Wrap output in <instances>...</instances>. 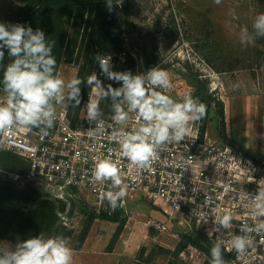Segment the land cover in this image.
Masks as SVG:
<instances>
[{
    "label": "rangeland",
    "instance_id": "1",
    "mask_svg": "<svg viewBox=\"0 0 264 264\" xmlns=\"http://www.w3.org/2000/svg\"><path fill=\"white\" fill-rule=\"evenodd\" d=\"M26 2L0 0V20L21 10ZM120 13L116 30L122 43L134 52L139 74L152 67L166 71L171 82L168 95L173 99L191 94L198 84L205 85L223 103L227 135L264 154V58L257 50V46H264V37L247 46L239 39L243 27L252 32L254 18L264 13V0H221L220 4L214 0H123ZM64 20L71 40L77 28L72 20ZM93 50L94 42L81 28L76 48L80 56L76 53L72 62L64 56L56 74L66 84L77 78L79 66L90 65ZM233 85L238 87L233 90ZM210 115L204 129L202 120L197 123L204 134L220 140V118L215 107ZM126 216L124 229L110 251L107 246L118 222L97 219L92 226L89 236L99 243L106 264H168L169 258L174 264L204 263L205 253L194 244H188L179 255L150 253L156 244L175 249L187 229L167 218L149 199L129 202ZM151 218L167 223L170 231L159 233L146 225ZM70 219L72 226H68L75 230L74 238L69 239L73 253L78 250L75 240L85 216L76 208ZM16 244L0 238V251L14 249ZM143 247L146 250L140 256ZM74 257L76 262L81 260Z\"/></svg>",
    "mask_w": 264,
    "mask_h": 264
},
{
    "label": "clouds",
    "instance_id": "2",
    "mask_svg": "<svg viewBox=\"0 0 264 264\" xmlns=\"http://www.w3.org/2000/svg\"><path fill=\"white\" fill-rule=\"evenodd\" d=\"M214 2L220 4L221 0ZM105 3L112 11L114 7L121 6L123 0H105ZM258 37H264V13L254 18L252 32L246 26L241 29L239 39L242 45L247 46ZM54 46L55 41H48L40 29L0 22V64L3 63L5 50L12 58L4 69L2 79L6 99L0 103V133H11L16 128L29 131L36 128L47 136L57 119L56 105L66 107V101L74 107L81 105L80 86L85 81L73 78L66 84L56 74ZM96 62L100 75L113 83L105 87L95 72L87 77L88 87L94 88L98 97L90 98L84 104L87 121L96 125L93 135L102 131L100 99H111L114 125H127L131 114H135L138 123L131 131L113 127L111 139L118 147L110 148L108 155L101 153L94 157L90 182L100 186V201H107L115 210L123 206L129 187L121 171L120 160H127L129 168L150 171L153 162L159 159V150L167 144L184 140L189 124L206 117L207 106L191 94L179 101L164 94L171 89V82L168 73L158 67L148 69L145 74H133L131 70H113L111 55H98ZM236 87L238 85H233V90ZM113 154L117 159H113ZM249 196L255 216L264 217V189ZM234 218L233 212L225 211L216 223L228 229ZM214 230L219 231V228ZM243 230L264 232V220ZM69 244L68 238L62 235L45 237L40 234L17 243L14 249L0 251V264H72ZM250 246L251 240L246 235H237L232 237L228 251L235 250L239 255ZM210 253V264H226L221 243L213 245Z\"/></svg>",
    "mask_w": 264,
    "mask_h": 264
},
{
    "label": "built area",
    "instance_id": "3",
    "mask_svg": "<svg viewBox=\"0 0 264 264\" xmlns=\"http://www.w3.org/2000/svg\"><path fill=\"white\" fill-rule=\"evenodd\" d=\"M113 54H106L102 56ZM97 73L104 84L113 83L100 75L97 64L91 71ZM162 91L161 89H156ZM168 92L164 94L168 95ZM98 99L95 89L79 110L56 105L57 119L47 136L39 129L31 131L16 128L11 133L0 135V148L8 149L25 157L30 163L26 180L55 199H64L66 188L77 201L91 205L96 211L109 216L120 212L126 216L129 202L147 198L170 220L184 225L187 231L197 228L231 254L233 264H264V232H245L264 217H256L250 196L264 189V163L234 147L225 139H212L200 129L197 122L190 123L188 134L180 143L165 145L159 150V159L152 164L150 171L129 168L128 161L120 160L121 171L128 184V195L123 206L112 210L107 201L99 199V185L91 183V170L94 157L103 153L108 155L110 148L118 145L111 139L113 127H123L131 131L138 126L135 114H131L127 125H114L113 113L103 115L102 131L93 135L94 123L87 121L84 104L89 99ZM6 93L0 86V103ZM126 107V106H125ZM113 159H117L113 154ZM14 180L19 174H11ZM105 190H106V186ZM225 211L234 213L231 227L223 229L216 222ZM71 225L72 220L65 218ZM146 225L159 233H167V223L148 219ZM219 228V231L214 229ZM211 232V235H209ZM246 235L251 246L242 254L228 251L233 236Z\"/></svg>",
    "mask_w": 264,
    "mask_h": 264
},
{
    "label": "trees",
    "instance_id": "4",
    "mask_svg": "<svg viewBox=\"0 0 264 264\" xmlns=\"http://www.w3.org/2000/svg\"><path fill=\"white\" fill-rule=\"evenodd\" d=\"M120 12L121 6L114 7L112 11H109L105 0H27L21 10L14 11L1 19L0 22L19 23L31 26L33 30H42L48 41H55L53 55L56 58V68L64 56L67 58V62H72V58L76 53L78 57L80 56L81 52H77L76 48L81 28L91 37L94 42V50L90 54V65L87 67L84 64L80 65L77 73V78L85 81L80 86L83 97L82 103L79 107H74L69 101L71 109L75 108L77 111L91 91L86 80L91 75L92 69L98 64L95 63L98 55L113 54L112 64L115 71L131 70L133 74L139 73L138 60L134 52L122 43L116 30L121 15ZM65 18L72 20L77 28L71 40L68 39L64 29ZM257 50L260 52L261 58H264V46H257ZM120 56H123V59ZM11 62L12 58L7 55L5 50L3 63L0 64V86L2 87L4 69ZM113 86L118 85L113 84ZM191 95L198 97L207 106V115L202 120L203 129L210 119L212 108L215 107L220 118L221 138L252 156L257 162L264 163L263 153L246 148L227 135L223 103L216 100L205 85H196ZM99 103L103 114L113 113L110 98L101 99ZM29 170L30 163L25 157L8 149L0 148V238L17 243L40 234L45 237L62 235L68 240L74 238V228L66 225L63 219V214L67 210L69 202L61 198H53L49 193L38 188L34 182L26 180L25 177ZM11 174H19L20 178L14 180ZM76 208L85 216V220L76 237L75 249L83 247L97 219H106L118 222V226L107 246V251L112 250L124 229L127 216H123L120 212L109 216L96 211L91 205L77 200ZM216 243L203 231L192 228L182 234V239L175 249L156 244L150 253L179 255L188 244H194L205 253L203 264H210V250ZM221 248L226 264H233L231 254L223 246ZM145 250L146 248L143 247L140 256L145 253ZM168 264H174L171 258H169Z\"/></svg>",
    "mask_w": 264,
    "mask_h": 264
},
{
    "label": "crops",
    "instance_id": "5",
    "mask_svg": "<svg viewBox=\"0 0 264 264\" xmlns=\"http://www.w3.org/2000/svg\"><path fill=\"white\" fill-rule=\"evenodd\" d=\"M92 240H93V236L91 235L88 236L83 247L81 249L75 250L76 252L72 253V257H73L72 264H76V263L106 264L105 262L106 256L100 253L101 247L99 243L96 240L95 241H92ZM92 242H94L93 247H91ZM74 255L81 260L76 262L77 259L74 257ZM84 257H86L87 259L83 260Z\"/></svg>",
    "mask_w": 264,
    "mask_h": 264
},
{
    "label": "water",
    "instance_id": "6",
    "mask_svg": "<svg viewBox=\"0 0 264 264\" xmlns=\"http://www.w3.org/2000/svg\"><path fill=\"white\" fill-rule=\"evenodd\" d=\"M63 197L69 201L68 208L64 212L63 216L65 218H70L73 215V213L75 212L76 200H75L74 196H72L66 188L63 189Z\"/></svg>",
    "mask_w": 264,
    "mask_h": 264
}]
</instances>
